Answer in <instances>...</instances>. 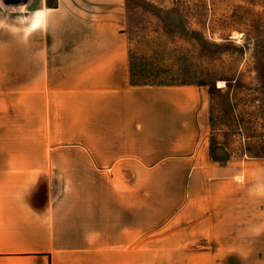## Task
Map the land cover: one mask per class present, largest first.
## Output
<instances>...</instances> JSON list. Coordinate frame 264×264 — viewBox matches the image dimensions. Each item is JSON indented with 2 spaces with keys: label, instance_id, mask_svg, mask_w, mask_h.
Instances as JSON below:
<instances>
[{
  "label": "crops",
  "instance_id": "1",
  "mask_svg": "<svg viewBox=\"0 0 264 264\" xmlns=\"http://www.w3.org/2000/svg\"><path fill=\"white\" fill-rule=\"evenodd\" d=\"M125 13L0 0V264H264V159L211 153L204 88L132 83Z\"/></svg>",
  "mask_w": 264,
  "mask_h": 264
},
{
  "label": "rangeland",
  "instance_id": "2",
  "mask_svg": "<svg viewBox=\"0 0 264 264\" xmlns=\"http://www.w3.org/2000/svg\"><path fill=\"white\" fill-rule=\"evenodd\" d=\"M125 3L132 83L204 88L211 153L264 159V0Z\"/></svg>",
  "mask_w": 264,
  "mask_h": 264
}]
</instances>
